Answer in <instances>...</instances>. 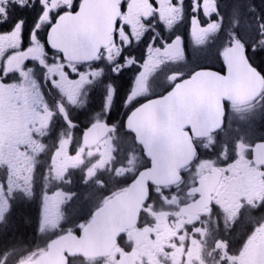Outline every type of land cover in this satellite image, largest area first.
Masks as SVG:
<instances>
[{"label":"flooded vegetation","instance_id":"1","mask_svg":"<svg viewBox=\"0 0 264 264\" xmlns=\"http://www.w3.org/2000/svg\"><path fill=\"white\" fill-rule=\"evenodd\" d=\"M9 39H0V55L9 47ZM178 50L177 46L159 59H176ZM33 54L38 50L29 53ZM151 55L153 59L146 69L148 88L152 97H161L168 73L183 65L160 67L157 54ZM23 60L22 55L8 60L15 84L0 87V180L7 176L15 195L12 210L0 215V229H7L22 212V217L33 219L36 235L31 255L16 264L38 258L63 234H79L110 198L150 167L142 146L124 128L131 105L122 106V98L128 92L132 71L120 84L111 113L105 115L100 93L87 96V105L79 106L81 99L68 77L45 83L42 70L35 65L33 70L17 76L13 70L20 69ZM234 60L239 66V57ZM55 71L59 73L60 69ZM245 76H240L242 90L257 86L247 83ZM72 102L77 107H71ZM262 107L258 104L255 110ZM96 112H100L98 118ZM247 114L242 109L233 115V126L240 124L239 116ZM94 118L99 122L85 135V127ZM105 120L115 124V129L107 128ZM191 140L192 144L211 148H199L204 162L198 167L192 164V170L187 164L172 184L149 185L139 220L118 238L109 255L68 258L67 264H264V213L259 212L264 202V173L243 155L224 169L233 159V148L231 141L219 134L214 142L210 135ZM224 144L228 145L226 156L216 159ZM260 163H264V151L257 149L256 164ZM112 168L117 170L112 174L115 180H110ZM257 224L260 229L241 250ZM46 232L49 238H45ZM7 250L10 254L6 264H13V246ZM238 251L239 257L235 255Z\"/></svg>","mask_w":264,"mask_h":264},{"label":"snow or ice","instance_id":"2","mask_svg":"<svg viewBox=\"0 0 264 264\" xmlns=\"http://www.w3.org/2000/svg\"><path fill=\"white\" fill-rule=\"evenodd\" d=\"M109 32L111 42L100 43ZM3 38L12 39L7 41L9 47L4 55H0V87L14 86L8 60L22 55L21 68L13 70L17 76L33 70L35 65L42 70L45 83L68 77L81 99L79 106L87 105V96L100 93L105 115L111 113L119 86L132 71L122 106L131 105L124 128L137 143L139 136L129 128V121L149 104L174 96L182 85L213 88L219 82V86L230 90L241 74L247 75L257 86L241 96L229 91L219 97L226 115L220 117L219 125L209 135L213 142L217 134L231 141L233 159L224 169L243 155L264 173V163L256 164L257 148H264V107L255 110L258 104L264 106V0H0V39ZM177 46L176 59H159ZM33 49L38 54L29 55ZM153 53L157 54L160 67L183 65L168 73L161 97H152L148 88L150 77L146 69ZM233 57H239V67L234 66ZM56 69L60 72L56 73ZM70 106L77 107V103ZM242 109L248 114L239 116L240 124L234 127L232 117ZM94 115L98 118L100 112ZM98 122L94 118L84 134ZM103 123L115 129V124H107L106 120ZM193 127L183 125L194 140ZM233 132L235 136L230 135ZM227 146L223 145L216 159L226 156ZM200 147L211 151L207 144L193 143L195 155L189 170L192 164L198 167L204 162ZM14 199L6 176L0 180V215L12 210ZM259 212L264 213V202L260 203ZM260 227H252L241 250ZM9 254L10 250L0 253V264H6ZM235 255L239 257L241 252Z\"/></svg>","mask_w":264,"mask_h":264},{"label":"water","instance_id":"3","mask_svg":"<svg viewBox=\"0 0 264 264\" xmlns=\"http://www.w3.org/2000/svg\"><path fill=\"white\" fill-rule=\"evenodd\" d=\"M101 37L100 43L110 42ZM234 66L239 67L237 61ZM241 76V75H240ZM247 83L257 85L247 75ZM182 85L174 96L158 99L137 112L129 128L139 136L140 145L150 167L138 173L132 183L110 198L82 228L79 234L67 233L54 239L47 251L32 261L20 264H67L68 258H98L110 254L118 238L133 228L149 195V185L167 186L179 180V170L192 160V140L183 125L193 124L195 137H206L220 123L223 109L219 97L241 96V80L234 88ZM263 150L264 148H257Z\"/></svg>","mask_w":264,"mask_h":264},{"label":"trees","instance_id":"4","mask_svg":"<svg viewBox=\"0 0 264 264\" xmlns=\"http://www.w3.org/2000/svg\"><path fill=\"white\" fill-rule=\"evenodd\" d=\"M22 216L23 214L20 212L7 229H0V253L8 251L7 247L12 245L13 264L18 263L24 256L32 253V243L36 238L33 231V219Z\"/></svg>","mask_w":264,"mask_h":264},{"label":"rangeland","instance_id":"5","mask_svg":"<svg viewBox=\"0 0 264 264\" xmlns=\"http://www.w3.org/2000/svg\"><path fill=\"white\" fill-rule=\"evenodd\" d=\"M113 173H117V170H115V169L112 168V169H110V174H111V178H110V180H115V178L112 177V174H113ZM61 184H62L63 186L65 185L64 182L61 183ZM47 237H48V238L50 237V234H49L48 232L45 233V238H47Z\"/></svg>","mask_w":264,"mask_h":264}]
</instances>
